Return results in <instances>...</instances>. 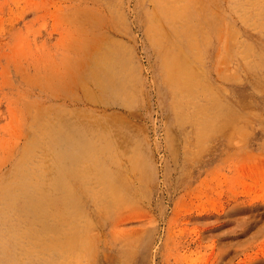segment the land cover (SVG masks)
Returning <instances> with one entry per match:
<instances>
[{
  "label": "rangeland",
  "instance_id": "1",
  "mask_svg": "<svg viewBox=\"0 0 264 264\" xmlns=\"http://www.w3.org/2000/svg\"><path fill=\"white\" fill-rule=\"evenodd\" d=\"M63 117L109 143L81 264H264V0H0L1 200Z\"/></svg>",
  "mask_w": 264,
  "mask_h": 264
},
{
  "label": "bare ground",
  "instance_id": "2",
  "mask_svg": "<svg viewBox=\"0 0 264 264\" xmlns=\"http://www.w3.org/2000/svg\"><path fill=\"white\" fill-rule=\"evenodd\" d=\"M180 9L186 21L184 18L188 9ZM190 39L186 41L187 48L191 46ZM183 66L181 70L186 71L187 66ZM98 134L94 138L92 127L63 117L57 128H51L39 138L43 136L51 143L43 145L34 139L30 141L21 158L24 163L23 175L17 180L18 186L15 191L9 192L11 194L7 195L6 201L0 199V221H3V226L0 225V263H13L12 258H15L17 264H81L83 258L77 255L82 253L84 247H76L72 242L74 238L81 240L87 225V220L80 214L82 203L87 200L97 202V196L94 190L87 187V180H92L94 175L87 172L88 167L80 168L79 165L90 151L96 153L108 149V138L103 133ZM92 141H97L98 145L93 147ZM37 149L41 150L40 174L31 173V164L27 162V155H34ZM106 191L99 189L100 194ZM10 238L13 246H10ZM23 242L29 244L32 259L26 260L21 256L18 261L7 250L14 247L13 251H16Z\"/></svg>",
  "mask_w": 264,
  "mask_h": 264
}]
</instances>
